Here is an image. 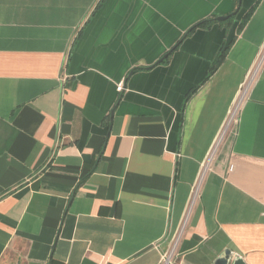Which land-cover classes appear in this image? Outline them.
<instances>
[{
	"label": "crops",
	"instance_id": "0c3cea01",
	"mask_svg": "<svg viewBox=\"0 0 264 264\" xmlns=\"http://www.w3.org/2000/svg\"><path fill=\"white\" fill-rule=\"evenodd\" d=\"M185 221L174 264H264V0H0V264H160Z\"/></svg>",
	"mask_w": 264,
	"mask_h": 264
},
{
	"label": "built area",
	"instance_id": "2783aa9c",
	"mask_svg": "<svg viewBox=\"0 0 264 264\" xmlns=\"http://www.w3.org/2000/svg\"><path fill=\"white\" fill-rule=\"evenodd\" d=\"M123 90H124V82H120L117 85V91L119 93H121V92H123ZM209 163L210 162H207V164H209ZM198 194H199V184L194 188L193 198L192 199L195 200L196 197L198 196ZM185 223H186V221L184 222L181 231L175 237L174 242H173L171 248L163 254L160 264H174V256H175L176 246H177L178 241H179V239L181 237L182 230H183V228L185 226Z\"/></svg>",
	"mask_w": 264,
	"mask_h": 264
},
{
	"label": "water",
	"instance_id": "95a60500",
	"mask_svg": "<svg viewBox=\"0 0 264 264\" xmlns=\"http://www.w3.org/2000/svg\"><path fill=\"white\" fill-rule=\"evenodd\" d=\"M241 2V0H240ZM239 10H236L234 13L228 15V16H224V17H219L216 20L218 22H224L230 18H232L233 16H235L238 13ZM192 31L189 30L186 34V36ZM168 57V54L166 56H164L161 60L158 61V63H162L166 58ZM232 251L231 250H226L221 256L220 258L217 260L216 264H245L243 259L238 257L235 258L234 260H232Z\"/></svg>",
	"mask_w": 264,
	"mask_h": 264
},
{
	"label": "rangeland",
	"instance_id": "374dc122",
	"mask_svg": "<svg viewBox=\"0 0 264 264\" xmlns=\"http://www.w3.org/2000/svg\"><path fill=\"white\" fill-rule=\"evenodd\" d=\"M250 85H251V80H249L248 83H246V85L244 86V88L240 94L239 100H237L236 105L234 106V108L232 109V111L229 115V118H228L226 125L224 127V135L227 134L228 131L230 130V128L235 124V120H236V117L238 115L240 105H241L242 100H243L245 94L247 93Z\"/></svg>",
	"mask_w": 264,
	"mask_h": 264
},
{
	"label": "trees",
	"instance_id": "16d2710c",
	"mask_svg": "<svg viewBox=\"0 0 264 264\" xmlns=\"http://www.w3.org/2000/svg\"><path fill=\"white\" fill-rule=\"evenodd\" d=\"M209 23H210V21H204V22H201V23L197 24L196 26H194V27L192 28V31L195 30V29H197V28H199V27L207 26ZM192 31H191V32H192ZM227 50H228V47H226V48H224V49H222V50L220 51V52H222V53H220V54L217 56V58H216V60H215V62H214V64H213V67H212V69H211V71H210V74L213 73V72L216 70L217 65H219V64L223 61V59H224V57H225V53L227 52ZM172 51H173V50H172ZM171 53H172V52H170V53L168 54V56H169ZM187 97H189V95H188Z\"/></svg>",
	"mask_w": 264,
	"mask_h": 264
},
{
	"label": "bare ground",
	"instance_id": "6f19581e",
	"mask_svg": "<svg viewBox=\"0 0 264 264\" xmlns=\"http://www.w3.org/2000/svg\"><path fill=\"white\" fill-rule=\"evenodd\" d=\"M221 138V137H220ZM219 143V142H218ZM214 151V150H213ZM217 151V150H216ZM213 155V154H212Z\"/></svg>",
	"mask_w": 264,
	"mask_h": 264
}]
</instances>
